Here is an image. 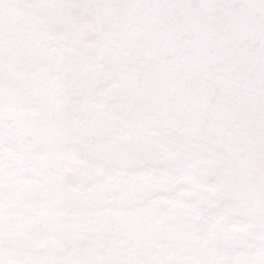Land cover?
<instances>
[{
	"label": "snow or ice",
	"instance_id": "snow-or-ice-1",
	"mask_svg": "<svg viewBox=\"0 0 264 264\" xmlns=\"http://www.w3.org/2000/svg\"><path fill=\"white\" fill-rule=\"evenodd\" d=\"M0 264H264V0H0Z\"/></svg>",
	"mask_w": 264,
	"mask_h": 264
}]
</instances>
